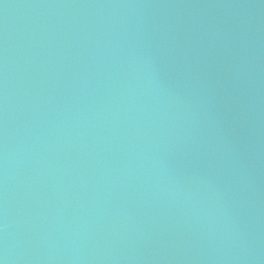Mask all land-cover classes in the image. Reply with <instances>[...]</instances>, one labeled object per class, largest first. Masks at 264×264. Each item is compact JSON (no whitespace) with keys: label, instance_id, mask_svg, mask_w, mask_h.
Returning <instances> with one entry per match:
<instances>
[{"label":"water","instance_id":"water-1","mask_svg":"<svg viewBox=\"0 0 264 264\" xmlns=\"http://www.w3.org/2000/svg\"><path fill=\"white\" fill-rule=\"evenodd\" d=\"M0 264H264V0H0Z\"/></svg>","mask_w":264,"mask_h":264}]
</instances>
